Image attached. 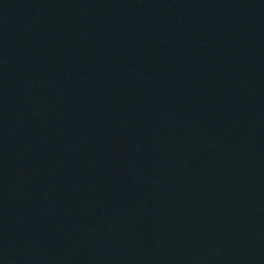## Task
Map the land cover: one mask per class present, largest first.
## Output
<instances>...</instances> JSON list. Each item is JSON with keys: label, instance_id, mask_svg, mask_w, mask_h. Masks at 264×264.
Listing matches in <instances>:
<instances>
[{"label": "water", "instance_id": "95a60500", "mask_svg": "<svg viewBox=\"0 0 264 264\" xmlns=\"http://www.w3.org/2000/svg\"><path fill=\"white\" fill-rule=\"evenodd\" d=\"M0 264H264V0H0Z\"/></svg>", "mask_w": 264, "mask_h": 264}]
</instances>
